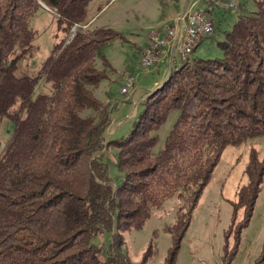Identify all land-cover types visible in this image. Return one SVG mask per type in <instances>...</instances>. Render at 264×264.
Masks as SVG:
<instances>
[{
  "label": "trees",
  "instance_id": "obj_1",
  "mask_svg": "<svg viewBox=\"0 0 264 264\" xmlns=\"http://www.w3.org/2000/svg\"><path fill=\"white\" fill-rule=\"evenodd\" d=\"M41 1L56 15L54 42L34 75H19L18 61L37 52L30 22L40 5L0 0V121L13 123L0 153V264H130L121 252L123 233L142 227L174 195L179 202L163 264H175L224 148L264 135V0H253L256 9L239 15L217 42L220 57L172 64L121 139L106 138L112 107L93 94L114 71L101 48L117 31L82 29L91 0ZM41 81L50 91L35 94ZM173 109L180 113L153 156V132ZM107 147L117 149L123 171L116 186L102 160ZM241 180L229 199L224 262L237 251L264 181V153L254 146ZM103 230L112 234L101 255L93 237ZM155 249L150 241L142 261ZM251 264H264V238Z\"/></svg>",
  "mask_w": 264,
  "mask_h": 264
},
{
  "label": "rangeland",
  "instance_id": "obj_2",
  "mask_svg": "<svg viewBox=\"0 0 264 264\" xmlns=\"http://www.w3.org/2000/svg\"><path fill=\"white\" fill-rule=\"evenodd\" d=\"M228 1L235 4V10L210 8L206 5V0L90 1L87 11L88 21L81 26L82 29L110 28L118 33L116 39L101 48L102 54L105 55L114 71H109L107 78L93 88V94L105 103L104 92L112 82V78H116L117 70H125L127 77L131 74L135 77L133 85L124 94L119 91L127 77L121 87L118 82L110 86L111 92L109 93L113 101L118 104L117 109L115 108L111 114L112 123L108 126L106 138L121 139L131 131L132 119L125 121L123 117L133 106V97L128 96L133 88H136L138 97L142 96L161 77L162 70L167 76L171 64L178 67L183 62H191L193 58H215L222 55L217 42L225 39V33L237 21L239 15L248 14L256 9L253 0ZM37 2L39 4L42 1L37 0ZM44 6L40 5L30 22L32 28L37 31L33 40L37 46V52L33 57H24L18 61L16 73L19 75H34L54 42L52 36L56 26V15L45 4ZM200 9L206 10L207 17L211 18L214 25L213 32L197 38L194 42V51L189 56L183 58L175 52L173 63L170 64L169 51V54L168 52L167 56L164 54L163 60L152 67L151 71L144 72L142 66L139 65V58L148 47L151 32H156L158 29L180 28V33H182L180 41H182L189 30L188 17L182 13L197 12ZM96 66L99 69L102 68L99 59H96ZM40 89L45 92L50 91L49 85L42 81L36 86L35 94L40 92ZM125 96L128 98L126 99ZM90 113V110H85L82 115ZM179 113V109L171 110L166 120L153 132L158 137L151 150L153 156L160 153L164 140ZM119 121L117 126L116 123ZM12 131L13 123L9 119L4 118L0 121V153ZM251 146H254L259 155L263 156L264 135L250 138L237 146H226L222 151L210 180L192 210L191 220L181 239L175 264H251L259 253L264 238V181L261 184L249 223L241 231L234 257L230 262L222 260L224 230L230 226L231 220L232 207L229 199L235 198V191L242 181L243 169L248 161V150ZM102 160L107 164L108 176L112 185L116 186L123 179V171L118 167L117 149L114 147L104 149ZM178 202L179 199L175 195L168 198L160 207L152 209L142 227L132 228L123 233L121 252L130 264H163L171 245L172 224ZM241 213L242 208L238 210V214ZM111 234V231L103 230L93 237V241L100 246L101 255L105 254ZM150 241L155 244V253L142 261V254Z\"/></svg>",
  "mask_w": 264,
  "mask_h": 264
},
{
  "label": "built area",
  "instance_id": "obj_3",
  "mask_svg": "<svg viewBox=\"0 0 264 264\" xmlns=\"http://www.w3.org/2000/svg\"><path fill=\"white\" fill-rule=\"evenodd\" d=\"M206 1V5L210 8H227L231 10L236 9L235 4L228 0ZM182 14L187 16L189 21V30L185 39L180 41V38L182 37L180 28L158 29L156 30V32L152 31L150 40L148 41V47L145 48V51L142 52L139 58V65L142 66L144 72L147 73L151 71L152 67L160 63L163 60L164 56H167V52L169 54V51L170 64L173 63V54L175 52H177L183 58L189 56L193 51L195 40L199 37H202L203 35L211 34L213 32L214 25L211 18L207 17L206 10L200 9L197 12L188 11ZM75 28L76 26L73 27L72 30L74 31ZM170 66H172V64ZM134 81V75H128L125 84L120 89V92L123 94L126 93L128 89L133 85Z\"/></svg>",
  "mask_w": 264,
  "mask_h": 264
},
{
  "label": "crops",
  "instance_id": "obj_4",
  "mask_svg": "<svg viewBox=\"0 0 264 264\" xmlns=\"http://www.w3.org/2000/svg\"><path fill=\"white\" fill-rule=\"evenodd\" d=\"M193 51H194V49H193ZM117 70V69H116ZM125 71V70H124ZM124 71H119V70H117V74L115 75L116 76V78L114 79V78H112V82H110L109 83V85H108V87H107V89L105 90V92H104V94H105V100H104V102L105 103H108V104H110V106L112 107V112H113V110L116 108L117 109V104L118 103H115V101H113V98L111 97V95H110V93L109 92H111V90H110V86H112L113 84H115L116 82H118V84L120 83V87L123 85V83H124V81H125V79H126V77H127V75H126V73L124 72ZM168 73H169V71H168ZM168 73H167V75H168ZM160 75H161V77L153 84V86L150 88V90L146 93V94H143L142 96H139L138 97V94H137V90H136V88H133L131 91H129V94H128V96H129V98H131V97H133V102H132V108L129 110V112L125 115V117H123V120H130V119H132L133 120V118L135 117V115H136V113H137V111H138V107H139V104L145 99V97L152 91V90H154L156 87H158L166 78L165 77H167L166 76V73H165V71L164 70H162L161 72H160ZM110 90V91H109ZM119 93H120V91H119ZM125 98L127 99L128 97L127 96H125ZM112 112H111V114H112ZM112 123V122H111ZM110 123V124H111ZM120 123V121L119 122H117L116 123V125L118 126V124ZM116 126V127H117ZM109 128V127H108ZM108 128H107V133H108ZM107 133H106V136H107Z\"/></svg>",
  "mask_w": 264,
  "mask_h": 264
},
{
  "label": "water",
  "instance_id": "obj_5",
  "mask_svg": "<svg viewBox=\"0 0 264 264\" xmlns=\"http://www.w3.org/2000/svg\"><path fill=\"white\" fill-rule=\"evenodd\" d=\"M39 4L44 6V4H43L42 2H39ZM44 7H45V6H44ZM170 69H171V67H170ZM169 72H170V71H169ZM168 74H169V73H168ZM167 76H168V75H167ZM154 90H155V89H154ZM154 90H152L150 93H152ZM150 93H149V94H150Z\"/></svg>",
  "mask_w": 264,
  "mask_h": 264
}]
</instances>
